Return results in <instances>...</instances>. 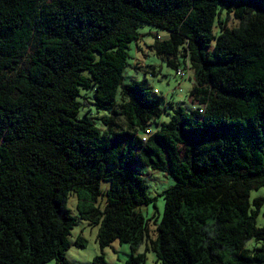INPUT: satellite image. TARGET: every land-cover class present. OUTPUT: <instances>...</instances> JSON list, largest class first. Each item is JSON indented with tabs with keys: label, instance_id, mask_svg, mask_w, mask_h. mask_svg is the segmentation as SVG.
<instances>
[{
	"label": "trees",
	"instance_id": "1",
	"mask_svg": "<svg viewBox=\"0 0 264 264\" xmlns=\"http://www.w3.org/2000/svg\"><path fill=\"white\" fill-rule=\"evenodd\" d=\"M143 25L190 70L187 108L124 84ZM146 169L175 180L155 230ZM261 188L264 0H0V264H71L78 219L126 264H264Z\"/></svg>",
	"mask_w": 264,
	"mask_h": 264
},
{
	"label": "rangeland",
	"instance_id": "2",
	"mask_svg": "<svg viewBox=\"0 0 264 264\" xmlns=\"http://www.w3.org/2000/svg\"><path fill=\"white\" fill-rule=\"evenodd\" d=\"M237 24L236 20H232L229 26ZM215 30L219 31L217 28ZM139 33L141 37L139 39L138 48L136 42L130 45L129 66L124 73V84H130L133 81H146L153 90H158L164 97L168 98V101L180 104L187 108L190 105L189 96L194 89V83L189 80L180 79L176 71L169 67L166 60L158 57L151 48V45L156 40V37L160 40H165L168 34L147 25H143L140 28ZM152 65L156 69V75H153L152 70L148 67ZM82 101V100H81ZM83 102V101H82ZM88 108V104L86 102ZM92 111L95 112L94 117L99 119L103 113H96L97 110L94 106H91ZM83 108L82 113H84ZM169 117H167L168 119ZM165 120V118H164ZM145 181L147 184V193L151 197L157 198L154 203H151L144 209V215L146 218H152L150 221L151 229H156L157 224L160 222L164 211V198L163 193L175 184V180L166 176L162 172H152L146 169ZM109 182H102V188L107 190L109 188ZM257 197H264V188L251 192V202ZM77 200L73 197L69 203V208L72 210L74 216L78 217V210L76 208ZM156 204V208L154 205ZM154 215L156 217H154ZM259 226L264 225V205L260 211L258 218ZM97 227H90L86 221L81 219L77 220L74 229L71 232L70 240L75 243L79 237L85 240V247L72 246L66 253V258L71 264H93L94 258L100 255L102 252L105 255L106 264H126L130 257L131 249L128 244H120L118 242L112 244L110 247L102 250L97 243ZM155 234V233H154ZM145 248H140L139 252L143 253ZM47 264H57L56 261L49 262ZM146 264H160L157 261V257L154 253L147 254Z\"/></svg>",
	"mask_w": 264,
	"mask_h": 264
},
{
	"label": "built area",
	"instance_id": "3",
	"mask_svg": "<svg viewBox=\"0 0 264 264\" xmlns=\"http://www.w3.org/2000/svg\"><path fill=\"white\" fill-rule=\"evenodd\" d=\"M190 70H179L177 72L178 76L181 77L182 80H184L187 76H189ZM150 135V131H147V135H145L144 140H146V137Z\"/></svg>",
	"mask_w": 264,
	"mask_h": 264
}]
</instances>
